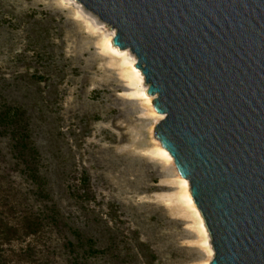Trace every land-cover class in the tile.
Returning <instances> with one entry per match:
<instances>
[{"label": "rangeland", "instance_id": "rangeland-1", "mask_svg": "<svg viewBox=\"0 0 264 264\" xmlns=\"http://www.w3.org/2000/svg\"><path fill=\"white\" fill-rule=\"evenodd\" d=\"M106 37L76 0H0V264L213 259L156 149L155 96Z\"/></svg>", "mask_w": 264, "mask_h": 264}, {"label": "water", "instance_id": "water-1", "mask_svg": "<svg viewBox=\"0 0 264 264\" xmlns=\"http://www.w3.org/2000/svg\"><path fill=\"white\" fill-rule=\"evenodd\" d=\"M76 1L135 56L210 264H264V0Z\"/></svg>", "mask_w": 264, "mask_h": 264}, {"label": "bare ground", "instance_id": "bare-ground-1", "mask_svg": "<svg viewBox=\"0 0 264 264\" xmlns=\"http://www.w3.org/2000/svg\"><path fill=\"white\" fill-rule=\"evenodd\" d=\"M112 39H113V38H112ZM112 39H109V38L106 37V38L104 39V41H103V48H105V49H109V48H110V44H111ZM112 42H113V41H112ZM127 73L129 74V77H130V78L140 79L141 76H142L141 72H140L137 68H135L134 65H130V67H129L128 70H127ZM140 94H141V93H140ZM147 102H149V104H151V102H152L151 98L148 99ZM150 107H151V114H152L154 117L158 118V120L160 121V120L163 118V116L160 115V114H158V113L154 110V108L152 107V105H151ZM155 143H156V147H157L156 149H157V151H158L159 154L164 158V160H165L168 164H170V165H172V166H175L172 157L169 155V153H168L164 148H162L160 142H159L158 140H157V141L155 140ZM153 145H154V144H153ZM161 156H160V157H161ZM162 157H161V158H162ZM177 173H178V171H177ZM177 176H178V177H177V178H178V182H179V184H180V196H181L182 199L185 200V202H186V204L188 205V207L192 208V209L195 211L196 215H197L198 218H199L200 226H201V230H202V232H203V235H204V237L206 236L207 239L209 240L210 236H209V233H208V231H207V229H206V227H205L204 220H203V218L200 216V214H199V212H198V210H197V208H196V206H195V203H194V201H193V199H192V197H191L189 183L187 182V180L183 179V178L180 176L179 173L177 174ZM212 254H213V253L211 252V256H212Z\"/></svg>", "mask_w": 264, "mask_h": 264}]
</instances>
